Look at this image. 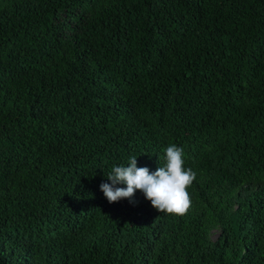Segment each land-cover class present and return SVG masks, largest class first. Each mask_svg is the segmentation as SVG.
Wrapping results in <instances>:
<instances>
[{
  "label": "trees",
  "instance_id": "1",
  "mask_svg": "<svg viewBox=\"0 0 264 264\" xmlns=\"http://www.w3.org/2000/svg\"><path fill=\"white\" fill-rule=\"evenodd\" d=\"M170 145L184 215L107 200ZM0 264H264V0H0Z\"/></svg>",
  "mask_w": 264,
  "mask_h": 264
},
{
  "label": "clouds",
  "instance_id": "2",
  "mask_svg": "<svg viewBox=\"0 0 264 264\" xmlns=\"http://www.w3.org/2000/svg\"><path fill=\"white\" fill-rule=\"evenodd\" d=\"M165 152V164L151 174L147 167H137L136 157H131L126 167L114 166L107 176L111 184L100 185L107 200L112 203L128 198L134 202L132 198L139 190L159 212L184 215L191 206L187 189L196 179V173L185 170L181 148L170 145ZM117 184H126V188H117Z\"/></svg>",
  "mask_w": 264,
  "mask_h": 264
},
{
  "label": "rangeland",
  "instance_id": "3",
  "mask_svg": "<svg viewBox=\"0 0 264 264\" xmlns=\"http://www.w3.org/2000/svg\"><path fill=\"white\" fill-rule=\"evenodd\" d=\"M212 237H213V238L216 237V233H214Z\"/></svg>",
  "mask_w": 264,
  "mask_h": 264
}]
</instances>
